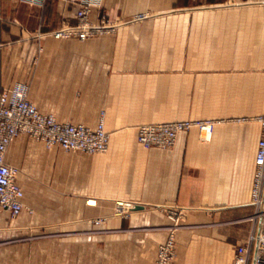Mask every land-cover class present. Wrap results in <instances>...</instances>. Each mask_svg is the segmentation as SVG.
Wrapping results in <instances>:
<instances>
[{"label": "crops", "instance_id": "crops-1", "mask_svg": "<svg viewBox=\"0 0 264 264\" xmlns=\"http://www.w3.org/2000/svg\"><path fill=\"white\" fill-rule=\"evenodd\" d=\"M90 21H123L114 34L56 40L74 5L0 0V93L17 83L60 123L95 129L107 153L47 149L27 136L9 147L27 207L0 208V264H155L182 212L174 264H234L257 225L251 192L264 116V0H92ZM143 15L142 20L137 18ZM215 123L171 150L148 149L138 128ZM118 201L133 202L128 218Z\"/></svg>", "mask_w": 264, "mask_h": 264}, {"label": "built area", "instance_id": "built-area-1", "mask_svg": "<svg viewBox=\"0 0 264 264\" xmlns=\"http://www.w3.org/2000/svg\"><path fill=\"white\" fill-rule=\"evenodd\" d=\"M30 6L43 7L48 0H23ZM74 5L76 22H63L51 33L56 40L87 41L112 35L123 21H111L102 14L96 23L90 21L94 6L92 0H60ZM140 15L137 20L144 19ZM30 86L17 83L11 89L0 93V208L17 218L27 207L25 192L17 185L19 169L7 163V153L11 144L20 136H27L47 149L58 147L67 152L87 155L107 153L110 134L106 131L104 114L95 129L84 125L60 123L53 115L41 113L29 99ZM261 125V138L255 159V174L251 192L254 213L250 221L257 225L248 239L238 246L234 264H264V116L256 119ZM198 128L200 137L209 141L214 124L211 122H175L147 125L138 128V142L148 149L170 150L175 147L181 134ZM137 205L133 202L118 201L115 214L128 218ZM173 223L168 240L159 247L155 264H174L176 255L175 228L182 217L176 208L162 207Z\"/></svg>", "mask_w": 264, "mask_h": 264}, {"label": "rangeland", "instance_id": "rangeland-1", "mask_svg": "<svg viewBox=\"0 0 264 264\" xmlns=\"http://www.w3.org/2000/svg\"><path fill=\"white\" fill-rule=\"evenodd\" d=\"M103 114L104 113H102V115H101V118H102V116H103ZM101 120V119H100ZM105 120V119H104ZM100 122V121H99ZM175 122H192V121H175ZM175 122H171V123H175ZM198 122H211V121H198ZM197 123V122H196ZM211 123H213L214 124V126H215V123L214 122H211ZM164 124H167V123H164ZM157 125V124H156ZM143 126H147V125H143ZM141 127V126H140ZM193 129H198V128H193ZM192 130V129H191ZM190 130V131H191ZM198 131H199V129H198ZM199 133H200V131H199ZM110 138H111V135H110ZM201 138V137H200ZM202 140V139H201ZM211 140V139H210ZM209 140V141H210ZM202 141H204V140H202ZM205 142H207V141H205ZM173 149V148H172ZM171 150V149H170ZM181 225H182V217H181V219L179 220V222H178V226L175 228V233H176V230L178 229V228H180L181 227ZM169 236H170V234H169ZM169 238V237H168ZM168 240V239H167ZM175 242H176V236H175ZM161 246V245H160ZM159 246V247H160ZM158 250H159V248H158ZM158 254V253H157Z\"/></svg>", "mask_w": 264, "mask_h": 264}, {"label": "water", "instance_id": "water-1", "mask_svg": "<svg viewBox=\"0 0 264 264\" xmlns=\"http://www.w3.org/2000/svg\"><path fill=\"white\" fill-rule=\"evenodd\" d=\"M140 209H142V207H137V208H136V210H140Z\"/></svg>", "mask_w": 264, "mask_h": 264}]
</instances>
